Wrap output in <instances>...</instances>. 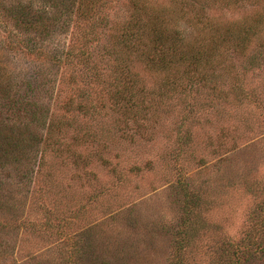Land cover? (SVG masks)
<instances>
[{
  "label": "rangeland",
  "instance_id": "1",
  "mask_svg": "<svg viewBox=\"0 0 264 264\" xmlns=\"http://www.w3.org/2000/svg\"><path fill=\"white\" fill-rule=\"evenodd\" d=\"M136 1L87 0L61 63L7 56L56 126L30 170L0 168V264H231L241 247L264 264V0H146L133 48Z\"/></svg>",
  "mask_w": 264,
  "mask_h": 264
},
{
  "label": "trees",
  "instance_id": "2",
  "mask_svg": "<svg viewBox=\"0 0 264 264\" xmlns=\"http://www.w3.org/2000/svg\"><path fill=\"white\" fill-rule=\"evenodd\" d=\"M135 9L137 15L130 18L120 39L123 45L133 44V48L141 41V30L145 24L142 21L147 19L150 22L155 18L146 0H137ZM93 10L87 0H0V168L7 170L10 164H19L23 160L22 163L30 170L34 156L37 158L39 152L44 153L56 126L49 117L45 102L39 101V93L45 88L41 83L45 82L37 75L26 73L18 78L14 68H10L7 56L47 54L60 63L69 59L73 51L61 52L53 46L54 41L71 27L74 33L81 21L95 20V15H90ZM150 30L157 53H168L162 32L152 25ZM173 32L182 40L178 30ZM84 37L90 38L88 35ZM153 64L162 72L170 68L169 60L164 57L154 60ZM185 206L188 216H191L190 209H187L189 203ZM179 244L180 241L175 240L174 248L178 249ZM243 248L245 250L242 247L235 250L239 253L238 261L231 264H249L244 261L247 258H241L249 252L251 259L256 257V248ZM261 250L264 253V246ZM171 264L177 262L173 260Z\"/></svg>",
  "mask_w": 264,
  "mask_h": 264
}]
</instances>
